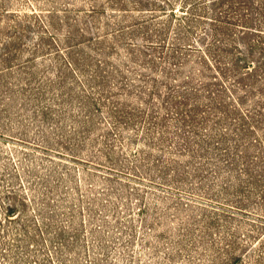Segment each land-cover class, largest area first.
Masks as SVG:
<instances>
[{
  "label": "rangeland",
  "instance_id": "rangeland-1",
  "mask_svg": "<svg viewBox=\"0 0 264 264\" xmlns=\"http://www.w3.org/2000/svg\"><path fill=\"white\" fill-rule=\"evenodd\" d=\"M141 1L0 0V264H264V119L220 123Z\"/></svg>",
  "mask_w": 264,
  "mask_h": 264
},
{
  "label": "trees",
  "instance_id": "trees-1",
  "mask_svg": "<svg viewBox=\"0 0 264 264\" xmlns=\"http://www.w3.org/2000/svg\"><path fill=\"white\" fill-rule=\"evenodd\" d=\"M176 1L180 11L174 6ZM141 4L148 6L152 20L158 19L144 32L147 44L165 49L163 52L177 71L184 57L180 56V49L193 52L201 71L208 74L200 81L202 89L205 88L207 109L217 113L220 123L228 124L229 120L236 138H254L250 137L253 128L264 119V0H144ZM185 93L181 103L187 99ZM239 105L247 107L241 109ZM217 134L221 140L229 135ZM231 158L232 163H238L239 159ZM239 162L249 172L246 155H241ZM254 177L250 175L251 180L245 181L256 182L258 179ZM239 182L244 185L243 180ZM260 198H264V181ZM233 202L245 204L239 198ZM234 208L243 210L240 206ZM12 210V205L7 207V211ZM261 223L264 225V221ZM232 258L239 259L238 255Z\"/></svg>",
  "mask_w": 264,
  "mask_h": 264
}]
</instances>
